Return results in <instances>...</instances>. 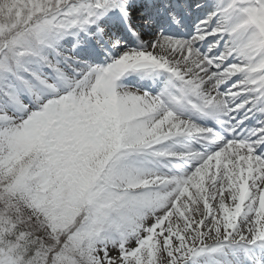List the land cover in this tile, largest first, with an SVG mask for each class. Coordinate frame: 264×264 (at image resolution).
<instances>
[{"label":"snow or ice","instance_id":"6c2138e0","mask_svg":"<svg viewBox=\"0 0 264 264\" xmlns=\"http://www.w3.org/2000/svg\"><path fill=\"white\" fill-rule=\"evenodd\" d=\"M0 264H264V0H0Z\"/></svg>","mask_w":264,"mask_h":264}]
</instances>
